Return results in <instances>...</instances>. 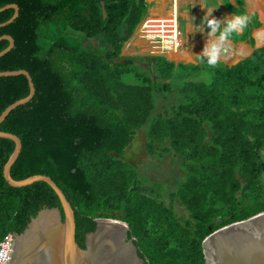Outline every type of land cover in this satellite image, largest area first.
<instances>
[{"label":"trees","instance_id":"1","mask_svg":"<svg viewBox=\"0 0 264 264\" xmlns=\"http://www.w3.org/2000/svg\"><path fill=\"white\" fill-rule=\"evenodd\" d=\"M159 1L158 15L148 6L145 18L174 17L168 16L172 1ZM244 2L263 24L253 46L262 47L264 0H252L253 10L250 0ZM9 5L19 15L0 27V38L10 36L15 46L0 58V73L26 71L35 87L32 101L0 124V132L22 142L11 176L52 179L74 210L81 248L96 220L111 219L129 225L145 264H204L208 236L264 212V47L241 61L251 52L230 41L215 67L234 66L209 74L174 64L188 58L180 64L200 63L194 56L207 36L195 50L174 56L121 57L123 45L122 53L135 56L145 46L142 0H0V9ZM14 13L0 12V25ZM85 38L99 44L84 47ZM8 46L0 40V53ZM29 93L25 76L0 78V116ZM168 97L171 116L155 115L156 103ZM142 128L148 150L168 143L186 158L188 176L177 196L191 221L181 224L155 203L125 162V150ZM14 147L0 139V240L21 234L45 208L61 210L46 183L7 184L3 169Z\"/></svg>","mask_w":264,"mask_h":264},{"label":"water","instance_id":"2","mask_svg":"<svg viewBox=\"0 0 264 264\" xmlns=\"http://www.w3.org/2000/svg\"><path fill=\"white\" fill-rule=\"evenodd\" d=\"M141 1V0H139ZM103 5V4H102ZM14 9V16L0 27L11 24L19 15L16 5H9L0 12ZM0 40L9 42V46L0 53V58L8 54L15 46L10 36ZM150 57V56H147ZM229 67V66H227ZM25 76L30 93L11 106L0 116V124L17 109L32 101L35 87L26 71L0 73V78ZM0 139L14 143V151L4 166L3 176L12 188H24L35 183H46L57 196L59 208L40 211L21 234H10L14 240L8 264H145L139 256L135 239L129 238L128 224L111 219L96 220V229L84 237V248L76 241L75 213L63 191L48 176L36 175L16 181L11 169L22 150L21 140L10 133L0 132ZM205 256L204 264H264V212L247 220L223 227L202 244Z\"/></svg>","mask_w":264,"mask_h":264},{"label":"rangeland","instance_id":"3","mask_svg":"<svg viewBox=\"0 0 264 264\" xmlns=\"http://www.w3.org/2000/svg\"><path fill=\"white\" fill-rule=\"evenodd\" d=\"M158 2L160 3L159 0H155L152 4L144 5L145 14H146V9L149 6L151 7L152 11L156 15H158L159 13L158 7H160ZM197 2L198 0H192V2L185 3L184 5L186 4L190 5V4L197 3ZM257 2H260V0H257ZM184 5H182L181 3L180 7ZM187 8L189 10H194V7H187ZM187 8H184L183 10ZM245 9L247 10L249 8L246 7ZM148 10L150 9H147V11ZM166 14H167V11H166ZM144 18L145 16L143 17L142 21L144 20ZM193 19H194L193 23L197 26L200 24V22L202 23V19L200 17H195ZM142 21L139 24H141ZM188 21L185 18L182 19V17L178 18L179 31L180 33L184 35L188 31V28L190 25ZM138 26L135 28L136 30ZM140 33L141 31H139V34ZM134 34L135 33H133V35ZM191 34H192L191 32L187 33L188 36H191ZM203 34H205V32H200L199 36L202 37ZM140 36L143 38V35H140ZM201 39L198 41V43L194 42L195 44L192 47H190V50L192 51L195 50L198 44L204 41L203 39L205 38L203 37ZM249 39H252L251 35L249 36ZM82 43L84 47L87 46L89 43L94 44L93 46H96L99 44V41L95 39L89 40L85 38ZM239 43H241L244 46V48L250 52L254 50V47L253 46L250 47L247 42L240 41ZM188 48L189 47H187L186 49ZM123 49L124 47L122 48V51ZM122 51L120 54L122 55V57L130 56V55H125V53H122ZM140 51H141V55L143 56L139 55L136 57H145L143 49H140ZM145 55L149 56L148 54H145ZM191 59L192 58H188L185 61L176 62L174 64H180L182 62L184 63L190 62ZM192 61H195V60H192ZM205 65L207 64H202L200 67L203 69H206L207 71H210L209 74L213 73V71L215 70L223 69L226 67V66L215 67V66H209V65L205 67ZM153 78L155 81L157 80V77L153 76ZM156 104L157 105L154 110L155 115H162L163 117H169V115L171 116L172 113H171L170 107L173 105V101L169 97L166 100H163L162 102H158ZM147 145H148L147 129L142 128L141 130L137 131L136 136L134 137V140L131 142L129 147L125 150L123 158L128 165H130L132 168L135 169L137 183L141 187V189L151 199H153L155 203L162 206L164 209L170 210L172 212V215L176 218L177 221H179L181 224H184L185 221L190 220V216H189V212L185 209L180 199L178 198L177 193H178L179 187L183 183H185L186 177L188 176V171L186 167L187 160L185 157L177 154L170 147L168 143L155 144L152 146L151 150L147 149ZM260 159H261V164L264 165V148H262ZM262 182H263V187H264V173L262 174Z\"/></svg>","mask_w":264,"mask_h":264},{"label":"crops","instance_id":"4","mask_svg":"<svg viewBox=\"0 0 264 264\" xmlns=\"http://www.w3.org/2000/svg\"><path fill=\"white\" fill-rule=\"evenodd\" d=\"M142 1L144 2V5H145V0H142ZM248 3H249V6L251 8L252 5H253L252 0H250V2H248ZM182 5H184L183 2H182ZM187 7H194V10H189ZM213 7H216L217 9H214L212 11V16L209 17V19H211V18H213L215 16V18L222 20L225 17H229L232 13L233 14H236V13H247L251 17L252 24L250 22L249 27L247 29H245V31H243L242 33L237 34L235 36V38L233 40H231V42L236 44V43H238L240 41H244V42H247L250 47L251 46H256V42H255V39H254V34H255V32L257 30H260L263 27V24L261 23L260 18H259L257 13L249 14L246 11V9H245L246 5H245L244 0H235V1H231V0H201L200 1V0H198L197 3H193V4H190V5H184V6L180 7V12H179L178 18L179 17H182V19L185 18L187 21L189 20L188 23L190 24L189 28H188V31L185 33V35L181 33L184 36V38L186 39V46L189 47L188 49H186L187 47L184 48V50L186 49L188 51L190 49V47H192L201 38L206 37V34L205 35L203 34V36L200 37L199 36L200 32L199 33H194L195 31H197V29L193 26V25H195L193 23L194 22L193 18L200 17L203 20L204 16L207 14V10L210 11ZM184 8H187V9L183 10ZM251 10H253V7L251 8ZM197 15H199V16H197ZM144 16H145V11H144L143 17ZM143 17H142V19H143ZM142 19H141V21H142ZM198 24H199V22H198ZM200 24H201V31H202L203 30V24L201 22H200ZM135 31H136V29H135ZM135 31L133 33H135ZM207 31H208V29L205 28L204 32L207 33ZM189 32L192 33L191 36L187 35V33H189ZM250 35H251L252 39H249ZM194 41H195V43H193ZM263 47L264 46L259 47V48L255 47L254 50L251 51L250 55L248 57H246L245 59L241 60V61H244V60L250 58L256 49H260V48H263ZM136 56H139V55H136ZM126 57H133V56H126ZM241 61H239V62H241ZM239 62H237V63H239ZM202 64H204V63L179 64V65H195V66H199L200 67ZM179 65H176V66H179ZM232 66H234V65H232ZM232 66H229V67H232ZM229 67L226 66L225 68H229ZM203 70H206V69H203Z\"/></svg>","mask_w":264,"mask_h":264},{"label":"clouds","instance_id":"5","mask_svg":"<svg viewBox=\"0 0 264 264\" xmlns=\"http://www.w3.org/2000/svg\"><path fill=\"white\" fill-rule=\"evenodd\" d=\"M214 9L217 8L213 7L210 11L206 9L207 14L202 20V31L201 24L198 26L193 25L197 29V31H195L194 33L204 32L205 27L208 29L206 33L207 42L203 48V51L199 55H195L194 57L200 63H206L209 66H216L220 62L225 51V45L233 40L237 34L245 31V29L249 27V24L251 22V17L247 13H232L229 17H225L222 20L215 17L209 19V17L212 16V11Z\"/></svg>","mask_w":264,"mask_h":264},{"label":"built area","instance_id":"6","mask_svg":"<svg viewBox=\"0 0 264 264\" xmlns=\"http://www.w3.org/2000/svg\"><path fill=\"white\" fill-rule=\"evenodd\" d=\"M146 37H152L158 43L178 44L180 34L178 19H149L144 25ZM14 240L8 234L0 240V264H8Z\"/></svg>","mask_w":264,"mask_h":264},{"label":"bare ground","instance_id":"7","mask_svg":"<svg viewBox=\"0 0 264 264\" xmlns=\"http://www.w3.org/2000/svg\"><path fill=\"white\" fill-rule=\"evenodd\" d=\"M154 1L155 0H145L146 4H152ZM171 1H172V3L170 5V11L172 14L168 13V16L169 17L174 16L173 17L174 19L175 18L178 19L179 12H180L181 0H171ZM197 16H199V15H197ZM149 19H155V17H152V16L146 17L144 19V25H145L146 21ZM143 39L145 42V46L143 48L141 47L140 49H143L144 54L153 55V56H162V55L174 56V55H177L180 52H182L184 50V48L188 47V46H186V39L184 38V36L181 33L179 34V37H178V44H174V45H171L169 43H164V42L158 43L154 40V38L146 37L144 32H143ZM131 55L135 56V55H133V53L130 52V56Z\"/></svg>","mask_w":264,"mask_h":264}]
</instances>
